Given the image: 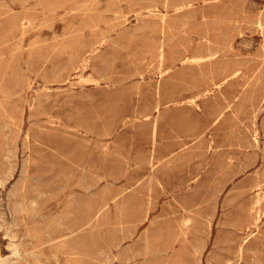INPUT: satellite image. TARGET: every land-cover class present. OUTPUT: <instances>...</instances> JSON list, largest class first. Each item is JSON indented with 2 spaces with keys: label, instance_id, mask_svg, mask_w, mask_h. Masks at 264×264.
Wrapping results in <instances>:
<instances>
[{
  "label": "rangeland",
  "instance_id": "rangeland-1",
  "mask_svg": "<svg viewBox=\"0 0 264 264\" xmlns=\"http://www.w3.org/2000/svg\"><path fill=\"white\" fill-rule=\"evenodd\" d=\"M0 257L264 264V0H0Z\"/></svg>",
  "mask_w": 264,
  "mask_h": 264
},
{
  "label": "clouds",
  "instance_id": "clouds-1",
  "mask_svg": "<svg viewBox=\"0 0 264 264\" xmlns=\"http://www.w3.org/2000/svg\"><path fill=\"white\" fill-rule=\"evenodd\" d=\"M15 255H17V257H19V253L16 252L14 253ZM9 259L8 257H0V264H6V260Z\"/></svg>",
  "mask_w": 264,
  "mask_h": 264
},
{
  "label": "bare ground",
  "instance_id": "bare-ground-1",
  "mask_svg": "<svg viewBox=\"0 0 264 264\" xmlns=\"http://www.w3.org/2000/svg\"><path fill=\"white\" fill-rule=\"evenodd\" d=\"M15 252H17V251H15Z\"/></svg>",
  "mask_w": 264,
  "mask_h": 264
}]
</instances>
